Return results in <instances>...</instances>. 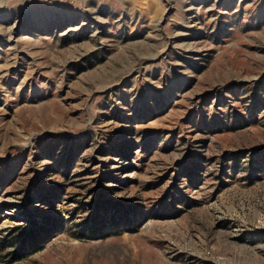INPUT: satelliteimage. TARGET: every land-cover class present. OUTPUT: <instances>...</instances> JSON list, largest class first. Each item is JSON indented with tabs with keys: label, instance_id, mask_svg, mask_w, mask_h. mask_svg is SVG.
<instances>
[{
	"label": "rangeland",
	"instance_id": "obj_1",
	"mask_svg": "<svg viewBox=\"0 0 264 264\" xmlns=\"http://www.w3.org/2000/svg\"><path fill=\"white\" fill-rule=\"evenodd\" d=\"M0 264H264V0H0Z\"/></svg>",
	"mask_w": 264,
	"mask_h": 264
},
{
	"label": "trees",
	"instance_id": "obj_2",
	"mask_svg": "<svg viewBox=\"0 0 264 264\" xmlns=\"http://www.w3.org/2000/svg\"><path fill=\"white\" fill-rule=\"evenodd\" d=\"M36 228H39L41 231H42V234L44 233V234H46V231H47V229H45V228H43L42 226H36ZM34 239V237H32V240ZM44 240H46V239H44ZM48 240V239H47ZM46 240V241H47Z\"/></svg>",
	"mask_w": 264,
	"mask_h": 264
}]
</instances>
